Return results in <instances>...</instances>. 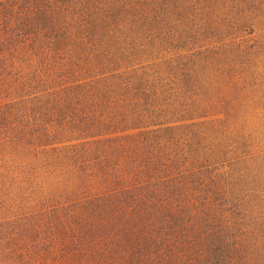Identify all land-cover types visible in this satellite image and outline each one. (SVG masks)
<instances>
[{
	"label": "rangeland",
	"instance_id": "rangeland-1",
	"mask_svg": "<svg viewBox=\"0 0 264 264\" xmlns=\"http://www.w3.org/2000/svg\"><path fill=\"white\" fill-rule=\"evenodd\" d=\"M87 93L142 134L113 169L159 176L85 177L107 151L64 125L40 145L75 169L0 159V264H264V0H0V104L37 134L48 100L70 94L67 117Z\"/></svg>",
	"mask_w": 264,
	"mask_h": 264
},
{
	"label": "trees",
	"instance_id": "trees-1",
	"mask_svg": "<svg viewBox=\"0 0 264 264\" xmlns=\"http://www.w3.org/2000/svg\"><path fill=\"white\" fill-rule=\"evenodd\" d=\"M69 95L70 94H67L66 97V94H64L62 102L55 99L48 100L47 108L43 107V109H47V111L50 112L51 118H54L56 111H58V114L55 121L49 124V127L52 125L53 129L50 127L48 130L46 129L45 131H40L37 134H35L31 128L30 131H28L27 127L24 126V118H20L22 116L21 111L17 109L14 102L0 104V135L2 137L0 142L2 141L4 149H9L7 154L3 152L0 153V159H4L6 161L4 171L7 177L10 179L13 177L21 178L23 175L22 178L29 177V180H39L41 177L40 170L43 168L42 166L48 164L50 168L70 166L71 169H75L67 160L70 159V156L68 155L71 154L67 151V149L66 151H62L55 145H40V142L44 140L45 137L50 136L54 137V142H52V144H55L56 141H58V131L64 130L63 125L68 129L72 128V131L75 132V134H78L79 140H84L79 147L83 148L87 153H89L88 151L94 153L107 151V154L103 158L105 159L104 164L102 162V164H99L97 169L93 168L89 170V173L85 175V177H104L105 180L112 179L114 183H122V181L128 180L138 182L140 186H144V184L139 181H143L146 175L151 178H153V176H159L157 173L161 170L156 168L153 164L145 167V169L134 163L123 165L121 167L115 166V169H113V160H109L111 158V154L112 156L116 153L123 154L130 150V148L134 145L141 144L139 142L141 141L139 139L142 138V134L139 133L140 130H137L135 133L125 131L117 134V130L114 132L113 123H110L112 122V118L110 117V112L106 107V103L108 101L99 96H97V98L91 97L88 93L83 94V96L77 95L79 104L81 105L79 113L67 115V117L62 115L61 117L59 116V112L64 106V101L66 100V104L70 106L72 105L68 100L72 96ZM47 97H51V95L48 94ZM138 101H141V104L144 103L143 100ZM145 107H148V105ZM39 108L42 109V106ZM64 109H67V105ZM58 116L62 118L63 121H60ZM132 119L136 123V120L134 118ZM144 119H140V122ZM109 126L110 129L105 130V128H108ZM136 127L138 128V126ZM138 129H140V127ZM171 130L173 129L171 128L167 131ZM82 135H87L85 138L92 137L95 142L90 143L92 140L83 139ZM103 135L105 136L103 137ZM146 143L149 144L148 141ZM41 146L46 148H41ZM7 156L20 159L21 169L18 165L15 166L14 160L11 159L12 162H10V160L7 159ZM51 156L53 157L52 160L49 159ZM125 167H128L127 169H129V171H126ZM32 175L34 176L30 177ZM157 179H159V177ZM103 182L108 183L105 181ZM124 194L126 195L125 198L128 199V201L133 200L128 192H125Z\"/></svg>",
	"mask_w": 264,
	"mask_h": 264
}]
</instances>
